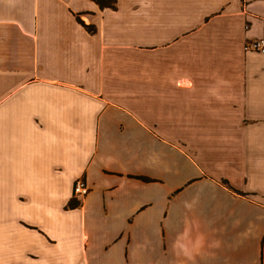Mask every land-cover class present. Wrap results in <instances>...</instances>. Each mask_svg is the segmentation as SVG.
Listing matches in <instances>:
<instances>
[{
    "label": "crops",
    "instance_id": "crops-1",
    "mask_svg": "<svg viewBox=\"0 0 264 264\" xmlns=\"http://www.w3.org/2000/svg\"><path fill=\"white\" fill-rule=\"evenodd\" d=\"M262 37L264 0H0V264H264Z\"/></svg>",
    "mask_w": 264,
    "mask_h": 264
},
{
    "label": "built area",
    "instance_id": "built-area-1",
    "mask_svg": "<svg viewBox=\"0 0 264 264\" xmlns=\"http://www.w3.org/2000/svg\"><path fill=\"white\" fill-rule=\"evenodd\" d=\"M245 51H255L264 53V37L251 40L245 43ZM89 186L85 179H78L74 184V195L76 197H83L89 193Z\"/></svg>",
    "mask_w": 264,
    "mask_h": 264
},
{
    "label": "trees",
    "instance_id": "trees-1",
    "mask_svg": "<svg viewBox=\"0 0 264 264\" xmlns=\"http://www.w3.org/2000/svg\"><path fill=\"white\" fill-rule=\"evenodd\" d=\"M93 1H95L100 6V8H112V9H116L117 8V0H93ZM80 14L81 13L76 15L77 21L80 24H82L88 32L95 33L97 31V27L94 24L85 23L81 19ZM70 205H72V204H70Z\"/></svg>",
    "mask_w": 264,
    "mask_h": 264
},
{
    "label": "rangeland",
    "instance_id": "rangeland-1",
    "mask_svg": "<svg viewBox=\"0 0 264 264\" xmlns=\"http://www.w3.org/2000/svg\"><path fill=\"white\" fill-rule=\"evenodd\" d=\"M84 16H85L86 18H90V13L87 12V13H83V14L80 15L81 19H82L84 22L87 23V21L83 18ZM130 61H131V62H138V61H139V54H138L137 51L132 52V55H131ZM137 73H138V72L135 71V70H132V71H131V74H132L133 77H137V76H138Z\"/></svg>",
    "mask_w": 264,
    "mask_h": 264
}]
</instances>
